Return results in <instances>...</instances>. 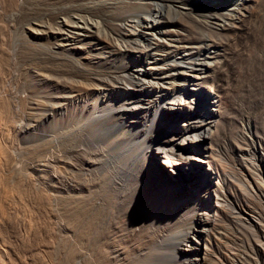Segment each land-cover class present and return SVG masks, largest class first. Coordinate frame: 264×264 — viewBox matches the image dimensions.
Listing matches in <instances>:
<instances>
[{"label": "rangeland", "instance_id": "rangeland-1", "mask_svg": "<svg viewBox=\"0 0 264 264\" xmlns=\"http://www.w3.org/2000/svg\"><path fill=\"white\" fill-rule=\"evenodd\" d=\"M154 4L164 5V9ZM79 6L87 10L86 28L80 22L79 28L69 25V30L59 33V27L74 20L72 13L64 14L63 10ZM145 6L155 9L153 27L162 33L137 27L126 17ZM95 21H103L105 27L97 31L92 27ZM116 24L119 32L113 29ZM138 33L152 34L149 48L136 46V42L122 43ZM150 50L154 57L143 66L133 57ZM185 54H190L185 71L166 62ZM122 66H128L131 76L137 68L156 72L160 78L157 83L161 84H155L157 88L186 89L198 99L181 97L184 110L195 112L204 106L216 119L213 125L204 126L207 139L200 145L206 150L204 172L216 173L210 191L213 208L209 212L215 221L207 226V233L202 225L197 228L202 235L201 259L208 253L207 264H264V0H0V95L17 115L13 120L17 125L23 116L28 120L38 118V111L51 105L47 95L59 101H87L93 107L95 97H101L100 83L95 78L120 73ZM167 109L165 121L160 119L167 122L172 133H160L178 146L185 143L184 148L192 136L173 131L177 117L173 120ZM50 129L42 127L38 133L44 135ZM14 139L19 171L32 184L39 183L46 174L33 167L35 154L45 150V143L30 139L40 146L33 147ZM165 161V154L160 153L153 165L147 166L159 182L149 181L148 189L152 191L147 196L157 192L162 182L168 184L169 178L160 169ZM42 169L45 167H38ZM172 176L181 179L177 174ZM55 181L59 186L57 177ZM178 183L193 192L206 188L201 178L188 176ZM217 201H225L226 208L220 209ZM24 202L29 203L28 197ZM17 206L9 210L8 220L18 218L10 222L21 227L27 218L22 206ZM235 207L249 210L254 223L232 224L228 214ZM55 209L58 222L62 216ZM21 245L16 247L20 253Z\"/></svg>", "mask_w": 264, "mask_h": 264}, {"label": "bare ground", "instance_id": "bare-ground-1", "mask_svg": "<svg viewBox=\"0 0 264 264\" xmlns=\"http://www.w3.org/2000/svg\"><path fill=\"white\" fill-rule=\"evenodd\" d=\"M154 5L164 9V5ZM153 10L145 6L126 17L135 26L159 34L162 32L153 27ZM86 11L82 6L63 10L64 14L72 13L74 20L66 21L58 32L69 30V25L79 28L80 22L87 26ZM142 15L147 18L142 19ZM116 21L119 22V17ZM116 25L113 29L119 32ZM93 26L99 31L105 23L95 21ZM148 34L138 33L122 43L136 42V46L144 44L149 48L152 34ZM152 50L133 57L143 66L149 63V57L153 59ZM189 59L190 54H185L165 61L182 72L187 69L185 65H190ZM127 67L122 66L120 73L95 78L100 83L101 97H95L93 107L87 101H59L47 95L51 105L38 111L35 120L23 116L19 125L13 121L17 115L0 95V129H4L0 135V264H207L210 261L208 253L203 259L200 257L202 235L197 228L202 225L207 233V226L215 221L209 212L213 208L210 191L216 173L204 172L206 150L200 149L203 147L200 145L207 139L204 126L213 125L216 119L204 106L195 112L184 110L181 106L185 101H179L181 97L198 100L186 89L165 91L157 83L160 78L156 72L137 68L131 76ZM166 106L172 119L177 117L173 131L192 136L184 148L185 143L178 146L160 133H172L167 122H161V119L165 121ZM51 117L53 121H49ZM47 126L50 132L38 133L39 128ZM14 137L21 143L34 144L33 147L40 146L30 139L45 143V150L35 154L33 168L46 174L36 186L19 171ZM160 153L166 157L160 169L169 178L168 184H157L160 187L157 192L147 196L152 191L148 185L159 183L147 166L153 165ZM174 174L180 180L188 176L201 178L202 187L206 188L197 192L184 189ZM55 177L59 186L55 185ZM143 189L148 190L146 195ZM27 197L29 203L24 202ZM224 203L218 202V207L226 208ZM20 205L27 218L26 224L22 222L23 228L21 212V227L10 222L18 218L8 220L9 210L15 206L20 209ZM55 207L62 216L58 222ZM230 211L232 224L254 223L249 210L235 207ZM19 243L22 253L21 249L16 251Z\"/></svg>", "mask_w": 264, "mask_h": 264}]
</instances>
